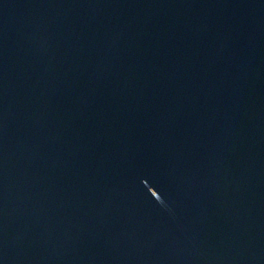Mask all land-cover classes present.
<instances>
[{"label":"water","instance_id":"obj_1","mask_svg":"<svg viewBox=\"0 0 264 264\" xmlns=\"http://www.w3.org/2000/svg\"><path fill=\"white\" fill-rule=\"evenodd\" d=\"M0 264H264V0H0Z\"/></svg>","mask_w":264,"mask_h":264}]
</instances>
